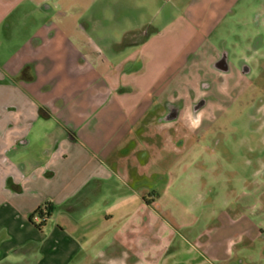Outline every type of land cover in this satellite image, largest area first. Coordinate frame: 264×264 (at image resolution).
<instances>
[{
    "label": "crops",
    "instance_id": "crops-1",
    "mask_svg": "<svg viewBox=\"0 0 264 264\" xmlns=\"http://www.w3.org/2000/svg\"><path fill=\"white\" fill-rule=\"evenodd\" d=\"M24 1L39 6L45 14L55 10L65 14L46 21L37 38L14 44L15 51L22 47L19 57L0 55V264H78L80 260L93 264L97 261L99 233L93 216L97 199L110 202L104 190L109 185L116 188V179L129 191L144 187L138 184L143 170L132 175L128 168L120 171L106 158L118 146L132 141L138 125L140 134L147 133L143 126H150L155 140L160 136L161 144L164 142L173 152L180 150L181 143L164 130L165 124L176 121L159 119L164 102L174 100L178 94L186 108L189 106L190 92H197L204 81L198 84L191 78L190 68L197 63V54H208L209 60L215 61L227 49L222 34L216 41L212 39L225 19L245 5V0H0V33L13 9ZM254 1L247 2L252 10L257 8ZM260 5L264 10V2ZM110 11L114 13V29L122 35L112 41L115 45L128 44V54L118 63H113L96 40L87 36L88 30L105 24L102 20ZM72 13L82 18L89 14L88 22L79 23L68 15ZM165 61L173 69L172 80L167 82L163 81L165 71L158 75L152 71ZM28 64L32 67L22 78V69ZM178 77L181 89H170ZM138 92L143 94L134 95ZM80 93L84 97H78ZM165 94L163 103L155 107L158 96ZM89 100L91 103H87ZM89 104L95 109L86 113ZM184 114L182 120L190 124L188 114ZM87 122L93 134L83 137L78 127ZM54 123L64 131L63 137H54ZM101 129L106 130L105 142L98 138ZM185 136L191 141V133ZM34 141L45 142L49 155L46 161L27 169L21 152ZM194 146L192 141L186 153L174 160L160 178H177L185 173L193 163L190 154ZM140 152L136 156L135 147H131L125 154L139 165L149 157L146 150ZM35 176H46L53 183L60 180L55 184H28ZM145 194V211L158 213L153 203L160 204V199L152 193L150 198L155 201L149 205ZM48 200L56 209L45 223L48 226L53 222L46 231L39 227L40 222L31 221V215ZM222 216L227 224L237 227L239 221L234 216ZM224 229L208 231L201 247L221 264L240 256L232 249L239 234L256 237L259 230L253 226L235 234ZM32 253L33 259L29 260ZM11 254H17L16 258L11 259Z\"/></svg>",
    "mask_w": 264,
    "mask_h": 264
},
{
    "label": "rangeland",
    "instance_id": "rangeland-1",
    "mask_svg": "<svg viewBox=\"0 0 264 264\" xmlns=\"http://www.w3.org/2000/svg\"><path fill=\"white\" fill-rule=\"evenodd\" d=\"M244 2L245 5L239 6L236 14L225 19L212 39L216 41L222 34L227 40L225 47L230 52L231 71L224 76L225 80L214 69V60L210 61L208 54H197V63L190 68L191 78L197 79L198 84L203 80L212 84L210 93L216 99V104L209 109L201 128L196 130L199 131L197 137H191V141L186 140L185 135L192 133L188 121L178 120L170 125L165 124V132L175 142L177 140L181 143L180 150L173 152L164 142L161 144L160 136L159 140H155L150 126H143V131L146 129L147 133L140 134L141 125H138L136 133L139 136L135 133L128 145L118 146L106 158L107 163H113L120 171L128 168L132 175L143 170L144 176L138 180V184L144 187L129 191L127 186L116 179L115 184H119L116 188L109 185L104 190L110 196V202L97 199L93 210V216L98 221L97 229L99 227L95 264H185L188 261L196 264H221L201 248L208 231H221L226 225L224 231H236L235 234L253 226L264 231V109H258L264 99V10L260 5L264 0H255L257 8L253 10L249 8L248 0ZM64 14L58 10L45 14L39 6L29 1L19 4L13 9L0 33V41H3L0 55L3 58L19 57L23 53L22 47L15 51L12 48L14 44L40 35L38 32L46 21H54ZM68 15L77 18L79 23L88 22L89 14L83 18L79 13ZM105 15L107 19L102 20L105 24L88 30L87 36L96 40L98 47L113 63H118L128 54V44H114L112 40L120 39L122 35L120 30L114 29V13L110 11ZM208 46L206 53L210 50ZM241 61L250 66L249 74L242 73ZM152 71L156 75L165 71L167 75L163 81L172 80L173 69L169 61L160 62ZM179 79H175L170 89H181L182 80ZM132 80L137 78H128L127 81ZM197 90L198 95L199 88ZM139 93L143 94L138 92L134 95ZM82 95L84 97L81 93L78 97ZM166 96H158V103H154V106L163 103ZM87 103H91L90 100ZM91 106L88 105L86 113L95 109ZM91 129L87 122L78 127V132L87 137L93 134ZM53 133L55 138L64 136L62 128L55 123ZM98 135L99 140L105 142L106 130L101 129ZM192 141L197 145L191 151L193 163L187 166L186 172L180 173L177 178L170 175L161 179L174 160L186 153ZM45 145V142L34 141L21 152V159L27 162V169L33 168L37 162L46 161L49 154ZM131 147H135L136 156L146 150L149 157L138 165L132 157H126L125 153ZM120 174L123 176L124 172ZM59 180H55V183ZM55 183L47 180L46 176H35L28 180V184ZM147 190L150 194L154 193L162 203L158 213L145 211L142 195L146 193L150 198ZM222 214L238 219L237 227L232 223L227 224ZM52 224L49 222L48 226L45 225L46 229L43 226L44 230H49ZM234 241L233 252L240 256H235L227 264H239V258L244 260L241 264H264L263 237L258 234L256 237H242L239 234ZM33 254L27 258L33 259ZM16 256L11 254L10 258ZM78 264L86 262L80 260Z\"/></svg>",
    "mask_w": 264,
    "mask_h": 264
},
{
    "label": "flooded vegetation",
    "instance_id": "flooded-vegetation-1",
    "mask_svg": "<svg viewBox=\"0 0 264 264\" xmlns=\"http://www.w3.org/2000/svg\"><path fill=\"white\" fill-rule=\"evenodd\" d=\"M229 54V50L224 48L220 56L213 63L214 69L218 70L217 72L220 71L219 76L221 77V79L223 78V81L225 80L224 76L226 77L227 75H229L231 71L229 65ZM241 65L243 74H249L251 72L250 66L245 61H241ZM211 89L212 84H209V81L205 80V82H203L202 86L199 89L198 95L197 92H190V102L187 108L185 100L183 98H177L178 94H175L176 98L174 100H166L164 102L163 113L161 114L159 119L164 122L177 121L180 119L182 120L184 119V117H182V113L185 112L188 114L187 118L190 121V128L192 129L191 136L197 137L199 131L196 132V130L201 128L203 120L207 116L209 109L216 104V99H214L215 97L210 93ZM263 105L264 99L261 101L260 105L258 106V109L263 110ZM176 112L178 113V116L174 117V114H176ZM262 113L264 115V110ZM197 117H199L198 123L194 125L192 122L194 120H197ZM193 139H195L194 141H196V138ZM194 144L195 146L197 145L196 142H194ZM149 196H151V194ZM148 201H150L148 202V204L150 205L155 200H153L152 198H148ZM160 207L161 206L159 203H153V208L156 211H158ZM263 233L264 231L259 228L258 235L264 238ZM239 260L240 264L244 262L243 259L239 258ZM93 264H95V262Z\"/></svg>",
    "mask_w": 264,
    "mask_h": 264
},
{
    "label": "trees",
    "instance_id": "trees-1",
    "mask_svg": "<svg viewBox=\"0 0 264 264\" xmlns=\"http://www.w3.org/2000/svg\"><path fill=\"white\" fill-rule=\"evenodd\" d=\"M31 65H26L22 69V75L21 77L24 78L27 75L28 70L31 68ZM34 78L33 76L30 77V79ZM42 113L46 114L45 109H42ZM56 209L55 204L52 201H45L43 204H41L31 215V221H34L33 218L35 215H39L41 218V222L39 223V227H42L45 225L46 221L52 216L54 210Z\"/></svg>",
    "mask_w": 264,
    "mask_h": 264
},
{
    "label": "built area",
    "instance_id": "built-area-1",
    "mask_svg": "<svg viewBox=\"0 0 264 264\" xmlns=\"http://www.w3.org/2000/svg\"><path fill=\"white\" fill-rule=\"evenodd\" d=\"M33 220H34L35 222H41V218H40L39 215H35L34 218H33Z\"/></svg>",
    "mask_w": 264,
    "mask_h": 264
},
{
    "label": "clouds",
    "instance_id": "clouds-1",
    "mask_svg": "<svg viewBox=\"0 0 264 264\" xmlns=\"http://www.w3.org/2000/svg\"><path fill=\"white\" fill-rule=\"evenodd\" d=\"M199 117H197V120H194L192 123L195 125L198 123Z\"/></svg>",
    "mask_w": 264,
    "mask_h": 264
},
{
    "label": "water",
    "instance_id": "water-1",
    "mask_svg": "<svg viewBox=\"0 0 264 264\" xmlns=\"http://www.w3.org/2000/svg\"><path fill=\"white\" fill-rule=\"evenodd\" d=\"M178 116V113L176 112V114H174V117H177Z\"/></svg>",
    "mask_w": 264,
    "mask_h": 264
}]
</instances>
